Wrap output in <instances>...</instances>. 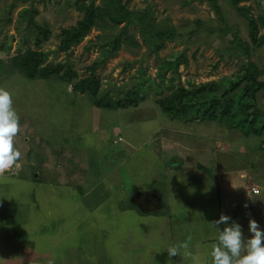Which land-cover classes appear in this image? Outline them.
<instances>
[{"label": "rangeland", "instance_id": "rangeland-1", "mask_svg": "<svg viewBox=\"0 0 264 264\" xmlns=\"http://www.w3.org/2000/svg\"><path fill=\"white\" fill-rule=\"evenodd\" d=\"M76 2L0 0V88L13 95L20 117L14 146L21 153L18 162L0 174V206L26 212L14 215L12 222V230L26 242L19 263L33 264L28 257L50 249L57 226L65 223L55 252L64 261L57 264H208L207 255L217 236V228L210 222L219 216L216 211L206 214L218 194L208 177L201 184L192 178L196 175L193 167L203 163L205 154L182 142L193 146L189 143L193 140L203 147L220 143L218 139L241 143V152L232 153H238L240 165L255 166L264 185V140L242 136L221 122L170 119L157 101L180 87L197 90L210 83L221 87V94L230 91L225 93L227 97L235 96L239 92L231 88L247 84L242 80L248 61L264 71V45L246 56L241 43L249 41L248 23L231 0H219L224 20L208 0H123L132 13L126 32L125 24L94 29L69 52L60 51L62 30L83 18ZM96 2L100 5V0ZM31 4L37 11L36 24L48 33L46 40L39 35L43 41L39 47L36 33L25 29L23 12ZM242 5L250 8L255 19L264 16V0H247ZM162 31L174 33L176 38H166L159 51L153 45L160 43L155 33ZM234 33L241 43L234 42ZM118 36L121 46L111 54L108 44ZM28 48L47 55L46 65L61 63L71 68L77 78L72 82L58 76L28 79L12 64ZM92 77L98 86L95 95L75 89L76 82ZM141 84L140 94L147 98L138 108L96 106L98 100L111 96L124 99ZM256 95V108L264 113V89ZM182 130L193 134L184 139ZM169 149L188 154L181 162H186L185 176L174 182L160 175ZM209 153L208 162L213 165V153L209 150L207 158ZM152 190L163 195L166 206H173L164 209L168 219L163 214L147 218L134 205L141 197L137 195ZM77 201V210H73ZM57 209L61 212L56 214ZM256 218L264 221V208ZM40 224L46 227L43 232ZM240 224L244 231L245 224ZM244 233L247 237L248 229ZM170 246L177 248V255H168ZM1 255L0 264H6L8 257Z\"/></svg>", "mask_w": 264, "mask_h": 264}, {"label": "trees", "instance_id": "trees-1", "mask_svg": "<svg viewBox=\"0 0 264 264\" xmlns=\"http://www.w3.org/2000/svg\"><path fill=\"white\" fill-rule=\"evenodd\" d=\"M18 1L28 4L34 0ZM96 1L98 0H77L75 7L77 11L83 14V18L76 26L62 30V38L58 47L60 51L69 52L74 46L81 44L94 29L118 28L125 24L124 32H126L128 25L131 24L132 13L123 4V0H100V5H97ZM208 1L216 14L224 20L219 0ZM246 1L231 0V5L248 23L249 41L241 43V38L237 33H234L233 38L234 42L238 41L244 45L243 48H245L247 56L250 55L251 51L260 49L264 45V34L260 35V30L264 29V16L255 19L250 13V8L242 5ZM24 12L23 16L27 17L25 19L27 22L25 29L33 30L36 33V46L39 47L43 42L40 36H44L43 39L46 40L48 33L46 29L36 24L35 15L37 11L34 9L33 4H31L29 9H25ZM18 22L20 23V19ZM155 35L160 40V43L153 46L159 51L165 47L166 38H176L174 33L167 31L156 32ZM108 46H111V49H108L110 53L114 54L121 46V37L115 38ZM47 58L48 56L40 51L28 48L26 52L17 54L12 59V64L30 80H48L58 76L62 81L72 82V80L77 78V73L64 64L59 63L56 66L46 65ZM176 64L174 65L176 66ZM170 66L168 65V67ZM62 72L63 75L61 74ZM263 74L264 71H261L250 60L245 68L242 80L247 84L240 87L239 83L231 88L232 91L238 90L239 93L235 96L227 97L225 94L227 91L221 94V87L216 83H210L200 85L197 90L180 87L177 90H173L170 95L162 100L157 101V104L170 119L187 123H193L198 118L202 121L221 122L231 130H238L242 136H254L264 140V113L257 110L255 104L256 94L264 89ZM92 79L93 77L79 80L74 84L75 89L83 94L91 93L95 95L98 86L96 85L97 81L94 82ZM92 86H94L93 89ZM143 87L144 85L141 84L139 88L132 90L124 99L115 100L112 96L104 100L100 99L96 102V106L111 110L138 108L147 98L144 94H140ZM197 108H199L198 112H191L192 109Z\"/></svg>", "mask_w": 264, "mask_h": 264}, {"label": "crops", "instance_id": "crops-1", "mask_svg": "<svg viewBox=\"0 0 264 264\" xmlns=\"http://www.w3.org/2000/svg\"><path fill=\"white\" fill-rule=\"evenodd\" d=\"M180 134L184 137V139L185 138L188 139L189 135L193 133H188L182 130ZM195 136L196 135H194L193 137ZM161 139L163 138L161 137ZM204 140L209 141L211 139L204 138ZM119 141L121 142L123 141V139L119 138ZM218 141H220V143H215L214 146L211 145L210 146L211 148L203 147L199 145V143L195 145L193 143V140L189 142L192 143L193 146L187 144L188 142L186 144L182 142L185 147L189 146L190 150H192L193 147L196 148L197 149L196 152L199 151L201 155L202 153L205 154V158L204 160H202L203 163L199 162L198 167L196 166L193 167V171L196 173V175L192 174V178L195 181H197L199 184H201L202 182H204L205 178L208 177L209 184L215 185L216 188L215 193L218 194L217 201L215 195V201H212L213 207L210 208L211 212L206 214V216H208L209 214L213 215L215 211L217 212L218 216H220L221 214H231L232 216L231 218L233 220L245 224L244 225V228H246L245 230L248 229L249 219H255L258 222V224L262 228H264L263 218L260 220H257L256 218V215L260 213L261 208H264V185H262L261 183L262 177L256 176L257 174L259 175V172L257 171L256 168H254L255 166L252 167L248 165L246 166L240 165L239 164L241 162L239 160L240 156L238 155V153L236 154L232 153L231 150L234 151L239 150V152H241V150L244 148L241 145V143L238 144L236 141L227 143L222 139H218ZM116 143L117 141H114V144ZM251 146L252 145H250V147ZM167 148H171L169 147V144ZM160 150L162 149L160 148ZM169 150L171 152L169 154H166V159L165 160L161 159L162 160L161 164L163 165L164 170L163 173H161L160 175H163L165 177L164 180L174 182L176 180L178 181V177L180 178L181 176L183 177L185 176V174H183L184 173L183 166L185 165L186 162L185 163H181V162L187 159L188 154L184 151L178 152V150H172V149ZM209 150H211L213 153L212 154V156L214 157V160L212 161L214 163L213 165H211V163L208 162L211 160L210 153L207 158V152H209ZM159 152L157 154L155 152V154L159 156ZM179 153H180V157L178 155ZM171 156L173 158V161L172 160L168 161L169 159H171ZM251 173H255V174L251 176ZM37 176L33 178L36 180ZM24 181H26V179ZM256 186L259 189L261 188L260 189L261 192L258 195L253 194L251 191L252 188ZM48 194L51 195L49 192ZM139 196L141 197L139 198L138 202L134 203V205L138 207L137 209H141L143 213H146L147 218L153 217V214H157V215L163 214L162 218L164 220L168 219V217L166 216L167 213H165L164 209L168 207L171 210L173 206L167 202H166L167 206L165 205L163 195L160 194L159 191L152 190L151 192H144L143 194L137 195V197ZM78 204L79 202L77 201V204L73 206V210H77ZM245 205H247V207H245ZM55 212L57 214L60 213L61 210L58 211L57 209V211ZM234 212H236L235 215H233ZM21 213H26V212L25 211L21 212L19 209H17V207L14 208L13 206H9L7 204L0 206V252L3 256L8 257L6 264H21L19 263V260L21 258V251L25 247L26 242L22 238V236L20 235L17 236L15 233L16 231L12 230L13 227L12 222L14 220V215ZM1 222H4V225H2ZM64 226H66L65 223L64 225L62 224L57 226L58 232L55 234L56 238H52L48 245L49 247L51 246L52 249L51 248L46 249L44 252L41 251L36 254L33 253V255L28 257L29 262L32 261V263L34 264L40 261L41 262L50 261L48 264H57L58 262L62 263L64 261L61 256H57L55 254L57 250L56 239L59 240V238H61V233L64 229ZM39 229H42L43 232V230H45L46 227H43V225L40 224ZM38 232L42 233L40 231ZM203 256L206 255L204 254ZM207 257H209L208 264H211L210 254H208Z\"/></svg>", "mask_w": 264, "mask_h": 264}, {"label": "clouds", "instance_id": "clouds-1", "mask_svg": "<svg viewBox=\"0 0 264 264\" xmlns=\"http://www.w3.org/2000/svg\"><path fill=\"white\" fill-rule=\"evenodd\" d=\"M19 121L12 93L0 88V174L11 169L21 156L14 146ZM210 223L217 228L216 243L210 252L211 264H264V228L255 219L248 221L247 237L242 225L228 215L221 214ZM166 251L169 256H175L178 250L170 246Z\"/></svg>", "mask_w": 264, "mask_h": 264}, {"label": "built area", "instance_id": "built-area-1", "mask_svg": "<svg viewBox=\"0 0 264 264\" xmlns=\"http://www.w3.org/2000/svg\"><path fill=\"white\" fill-rule=\"evenodd\" d=\"M252 193L255 194V195H258V194H260V190L258 188H256V187H253L252 188Z\"/></svg>", "mask_w": 264, "mask_h": 264}]
</instances>
